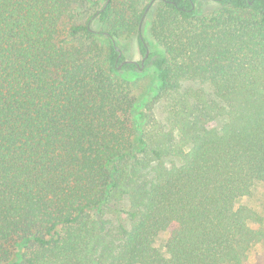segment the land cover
Listing matches in <instances>:
<instances>
[{"label":"trees","instance_id":"obj_1","mask_svg":"<svg viewBox=\"0 0 264 264\" xmlns=\"http://www.w3.org/2000/svg\"><path fill=\"white\" fill-rule=\"evenodd\" d=\"M212 1L0 0V264H264V0Z\"/></svg>","mask_w":264,"mask_h":264},{"label":"rangeland","instance_id":"obj_2","mask_svg":"<svg viewBox=\"0 0 264 264\" xmlns=\"http://www.w3.org/2000/svg\"><path fill=\"white\" fill-rule=\"evenodd\" d=\"M220 9V6L212 0H197L196 12L198 16H206L217 12ZM155 8H151L148 11L147 17L142 25V32L145 37H148L150 40V24L154 17ZM120 49L122 51L123 58L129 61L140 62L142 56L139 53L136 37H123L119 41ZM123 76L131 78L138 84V90L135 93V96L138 101L142 100L147 92V90L155 84V75L153 74V68L147 67L146 69L138 70L131 74H123ZM154 116L158 122L163 120V112L161 107L154 106L152 108ZM221 121L217 120L213 123V126H220ZM237 205L247 206L257 213L264 216V186L261 184H256L253 188L252 194L249 197L241 198ZM113 217L115 215H112ZM114 219V218H112ZM168 238V235L161 234L155 242V246L161 251L164 252L163 246Z\"/></svg>","mask_w":264,"mask_h":264},{"label":"water","instance_id":"obj_3","mask_svg":"<svg viewBox=\"0 0 264 264\" xmlns=\"http://www.w3.org/2000/svg\"><path fill=\"white\" fill-rule=\"evenodd\" d=\"M148 11V8L146 9V12Z\"/></svg>","mask_w":264,"mask_h":264}]
</instances>
